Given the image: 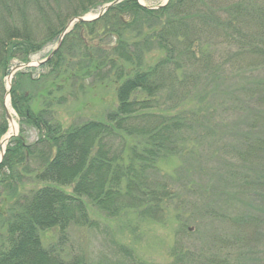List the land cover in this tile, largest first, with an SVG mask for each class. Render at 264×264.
I'll use <instances>...</instances> for the list:
<instances>
[{
  "label": "trees",
  "instance_id": "trees-1",
  "mask_svg": "<svg viewBox=\"0 0 264 264\" xmlns=\"http://www.w3.org/2000/svg\"><path fill=\"white\" fill-rule=\"evenodd\" d=\"M107 1L0 0V67L28 61L70 18ZM153 49L161 55L147 64ZM43 65V79L61 74L70 86L117 82V104L104 119L62 127L48 106L32 107V90L47 83L16 72L13 106L38 137L12 136L0 161V264H71L40 230L64 236L72 223L93 224L89 203L112 217H150L184 189L234 229L206 254L174 247L173 264H264V0H121L76 21ZM6 129L0 115V137ZM169 156L180 158V175L199 166L198 189L192 180L171 188L157 166ZM28 183L41 185L23 190Z\"/></svg>",
  "mask_w": 264,
  "mask_h": 264
},
{
  "label": "rangeland",
  "instance_id": "rangeland-1",
  "mask_svg": "<svg viewBox=\"0 0 264 264\" xmlns=\"http://www.w3.org/2000/svg\"><path fill=\"white\" fill-rule=\"evenodd\" d=\"M139 1L153 6L162 3L164 0ZM100 6L93 7L84 14H94ZM56 40L57 35L46 41L41 48L30 55L29 60L36 63L44 58L55 46ZM160 55L161 52L153 49L145 55L146 63H153ZM19 62H22V60L13 57L7 67H0V83H2L0 115L7 122V129L4 135L0 137V148L1 140L8 133L10 125L3 104L5 100L4 92L8 88L7 75L11 67ZM40 65H31L32 68L29 69H25L27 67L24 66L16 72H19V70L31 71V77L38 80L49 71L46 65ZM16 72L11 78V87L9 94L6 96L9 102L8 109L17 122L14 135L24 136L27 141L33 142L38 137L37 129L27 123L20 122L19 115L12 103L11 88L19 77ZM52 77L48 75L47 80H45L46 78H40L42 82L47 83V90L38 93L34 91V88L31 102L32 107L35 109L48 106L52 111L53 120L60 122L62 127L81 123L88 119H104L107 112L117 104L116 88L118 83L115 81L105 80L99 82L94 81L91 77H82L77 79L78 81L74 86H70L68 82L65 83L64 80H61L63 79L61 74L56 76L55 79H52ZM49 80L53 81L54 84H51ZM62 82L65 85L61 86ZM79 83H82V85L79 86ZM229 135H226L225 138L227 139ZM9 139L6 144H8ZM230 139H232L231 136ZM6 144H4L5 149ZM157 164L161 172L169 174L167 179L174 191H176L177 184L183 182H191L192 180V185H196L197 189L198 184L202 182V179H200L202 176H199L198 172L200 170L199 166L193 161L186 164L188 166L187 171H183L181 175L176 171V169H182L180 158L169 156L164 160H160ZM193 169L194 172H192ZM200 171L202 172V170ZM188 172H190V175ZM40 185L28 183L22 188L27 191L30 187ZM63 189L71 192L69 186ZM206 203L205 196L202 197L200 193L195 191L189 192V189L178 191V194L173 193L163 198L160 212H154L150 217H140L132 209L122 210L119 216L112 217L89 203L87 205L90 212L89 217L94 221L93 224L72 223L65 229L64 236L61 235L57 226L40 230V234L45 246L51 245V247H54L57 252L55 255L63 262L71 264L77 262L130 264L139 260L145 264H173L175 254L172 253V250H174V247L179 245L183 249L190 248L191 252L202 248L205 249L206 254L211 248L209 243L219 245V242H221L219 239L220 234H224L225 231H233L234 227L231 223L220 226L217 218L214 219L210 216L211 214L206 210ZM0 232H3L2 228H0Z\"/></svg>",
  "mask_w": 264,
  "mask_h": 264
},
{
  "label": "water",
  "instance_id": "water-1",
  "mask_svg": "<svg viewBox=\"0 0 264 264\" xmlns=\"http://www.w3.org/2000/svg\"><path fill=\"white\" fill-rule=\"evenodd\" d=\"M119 1L121 0H109L105 3H103L100 8L98 9V11L94 14L92 13H86V14H82V15H76V16H73L72 18H70L67 23L65 24V26L63 27L62 31H60V34L56 40V44L55 46L50 50V52L42 59L38 60L36 63H33L31 60H28V61H25V62H20L14 66L11 67L7 77H8V88L6 89V91L4 92V107H5V111H6V115H7V118H8V121L11 122L12 120V115L10 113V110L8 109V106L5 104L6 103V96L7 94H9V89L11 87V78L12 76L14 75V73L20 69L21 67H28V66H31V65H35V64H41V63H44L45 61H47L53 54L54 52L59 48L61 42H62V39L64 37V35L70 30V28L72 27V25L76 22V21H89V20H94L98 17H101V15L108 9L110 8V6L118 3ZM168 0H164L162 3H159V4H156V5H151L152 8L153 7H160L164 4L167 3ZM143 4V3H142ZM148 7H151L149 5H146ZM14 133H16V131L12 132L9 136L12 137L14 135ZM8 138V139H9ZM4 151H5V146L3 148V140H1V148H0V161L3 157V154H4ZM75 264H91V263H88V262H77Z\"/></svg>",
  "mask_w": 264,
  "mask_h": 264
},
{
  "label": "bare ground",
  "instance_id": "bare-ground-1",
  "mask_svg": "<svg viewBox=\"0 0 264 264\" xmlns=\"http://www.w3.org/2000/svg\"><path fill=\"white\" fill-rule=\"evenodd\" d=\"M7 106H9V102H8V100H7V98H6V103H5ZM9 108V107H8ZM17 122H16V120L14 119V118H12V120H11V122H10V125H9V131H8V133L4 136V138H3V148H4V144H6V142H7V140H8V138H9V136H10V134L12 133V132H14V131H16V129H17V124H16Z\"/></svg>",
  "mask_w": 264,
  "mask_h": 264
}]
</instances>
